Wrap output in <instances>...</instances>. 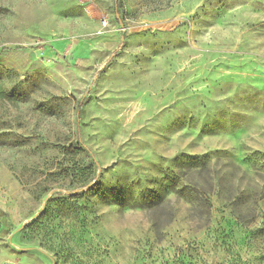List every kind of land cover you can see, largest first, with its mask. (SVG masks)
I'll list each match as a JSON object with an SVG mask.
<instances>
[{"label": "rangeland", "instance_id": "374dc122", "mask_svg": "<svg viewBox=\"0 0 264 264\" xmlns=\"http://www.w3.org/2000/svg\"><path fill=\"white\" fill-rule=\"evenodd\" d=\"M0 264H264V0H0Z\"/></svg>", "mask_w": 264, "mask_h": 264}, {"label": "built area", "instance_id": "2783aa9c", "mask_svg": "<svg viewBox=\"0 0 264 264\" xmlns=\"http://www.w3.org/2000/svg\"><path fill=\"white\" fill-rule=\"evenodd\" d=\"M100 30L103 31L105 30L104 28H106L109 25V19L107 16L101 17L100 19Z\"/></svg>", "mask_w": 264, "mask_h": 264}, {"label": "trees", "instance_id": "16d2710c", "mask_svg": "<svg viewBox=\"0 0 264 264\" xmlns=\"http://www.w3.org/2000/svg\"><path fill=\"white\" fill-rule=\"evenodd\" d=\"M159 200H157V201H155V200H151V201H149L148 199H144V203H146V204H149V207H153V206H157V202H158Z\"/></svg>", "mask_w": 264, "mask_h": 264}]
</instances>
